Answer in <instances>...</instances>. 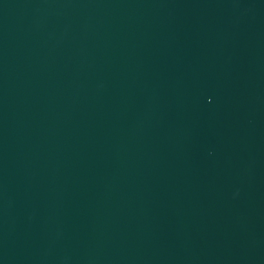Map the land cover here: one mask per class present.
<instances>
[{"label": "water", "instance_id": "1", "mask_svg": "<svg viewBox=\"0 0 264 264\" xmlns=\"http://www.w3.org/2000/svg\"><path fill=\"white\" fill-rule=\"evenodd\" d=\"M0 264H264V0H0Z\"/></svg>", "mask_w": 264, "mask_h": 264}]
</instances>
